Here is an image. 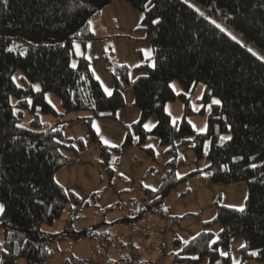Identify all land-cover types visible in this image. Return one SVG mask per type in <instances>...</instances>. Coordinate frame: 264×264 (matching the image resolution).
I'll return each mask as SVG.
<instances>
[{
    "label": "trees",
    "instance_id": "trees-1",
    "mask_svg": "<svg viewBox=\"0 0 264 264\" xmlns=\"http://www.w3.org/2000/svg\"><path fill=\"white\" fill-rule=\"evenodd\" d=\"M114 1L0 0V229L4 234L0 264H16L20 259L50 264L52 239L43 227L52 226L70 204L78 205L79 199L56 181V174L71 161L65 150L76 157L85 146L82 141L79 148L71 141L64 143L62 129L43 127L41 115L57 114L46 95H56L67 114L86 112L83 119L95 141L92 121L115 119L126 106L119 76L129 83L130 69L115 67V89L107 95L94 78L90 61L77 53L78 46L84 52L94 40L93 18ZM120 1L141 12L142 29L154 50L155 66L137 68L147 74L133 84L135 106L141 112L134 125L139 146L144 148L150 133L145 123L156 116L151 133L168 147L167 154H175L193 136L192 148L202 156L209 141L206 170L211 181L244 182L248 189L243 209L216 204L217 214L205 230L172 253L174 263L208 259L214 264L236 237L245 242L239 250L243 262L264 263V60L184 0ZM195 1L227 14L226 26L264 52V0ZM15 43L19 46L12 49ZM174 80L186 92L202 82L205 102L219 99L205 133L197 134L186 119L173 124L166 105L185 98L170 87ZM26 113L33 117L28 123L23 122ZM224 134L230 139L223 140ZM132 138L129 132L125 146L132 144ZM102 150L107 158V147ZM178 162L167 164L158 196L147 193L148 199L154 197L153 209L163 208L186 181L175 175ZM73 209L65 231L74 222ZM216 224L221 226L218 234L210 230ZM226 260L230 264V256Z\"/></svg>",
    "mask_w": 264,
    "mask_h": 264
},
{
    "label": "rangeland",
    "instance_id": "rangeland-1",
    "mask_svg": "<svg viewBox=\"0 0 264 264\" xmlns=\"http://www.w3.org/2000/svg\"><path fill=\"white\" fill-rule=\"evenodd\" d=\"M203 16L222 26L237 42L264 60V52L226 26L228 15L213 7H203L195 0H184ZM95 18V17H94ZM93 18V19H94ZM142 14L125 1L116 0L92 20L94 40L83 52L104 92L111 95L115 89V67L125 65L130 69L129 83L119 79L123 85L125 108L113 118H97L92 121L97 141L93 140L86 124L84 113H65L60 99L52 94L47 101L55 108L56 115H41L44 128L63 130V142L70 141L79 148L82 141L85 148L76 157L72 151L64 153L71 161L56 174V181L70 195L79 199L78 205L72 203L61 218L43 230L51 237L49 249L53 253L50 264H175L172 253L178 252L182 245L205 230V224L216 214V204L243 209L248 194L244 182L234 184L213 183L207 173L209 161L207 152L210 142L206 141L202 156H197L193 136L188 143L177 147L175 154H167V148L160 144L151 131L157 125V117L152 116L144 128L150 132L142 148L140 137L134 129L141 112L135 106L133 84L146 70H137L144 64L155 66L154 50L146 40L141 26ZM14 44L12 49H16ZM24 53L23 50L20 51ZM176 95H184L168 102L166 112L173 124L184 119L197 134L205 133L208 116L214 100L205 102L206 86L198 83L186 92L176 80L170 84ZM33 119L26 113L24 123ZM131 132L132 144L125 146L126 137ZM230 134H224L223 140ZM179 142V141H177ZM106 146L108 155L102 147ZM147 149H151L149 152ZM178 162L174 167L178 178L186 181L167 198L163 208L153 209V192L158 196L164 176L169 170L167 164ZM107 161V165L104 162ZM76 205V206H75ZM74 222L65 231L66 222L73 208ZM163 211V213H160ZM218 234L221 226L210 228ZM65 235L64 239L61 237ZM181 242V243H179ZM4 244V234L0 229V262ZM245 244L243 238H234L230 250H221V258L214 264H264L255 260L242 261L240 248ZM128 260L131 263H128ZM16 264H27L24 259ZM184 264H191L186 262ZM196 264H210L204 259Z\"/></svg>",
    "mask_w": 264,
    "mask_h": 264
},
{
    "label": "snow or ice",
    "instance_id": "snow-or-ice-1",
    "mask_svg": "<svg viewBox=\"0 0 264 264\" xmlns=\"http://www.w3.org/2000/svg\"><path fill=\"white\" fill-rule=\"evenodd\" d=\"M217 27H219V26L217 25ZM213 103L219 104L220 101L214 100ZM228 139H230V137H228ZM0 211H3V206L2 205H0ZM253 255H255V253H253Z\"/></svg>",
    "mask_w": 264,
    "mask_h": 264
},
{
    "label": "crops",
    "instance_id": "crops-1",
    "mask_svg": "<svg viewBox=\"0 0 264 264\" xmlns=\"http://www.w3.org/2000/svg\"><path fill=\"white\" fill-rule=\"evenodd\" d=\"M97 17H98V16H97ZM95 18H96V17H95ZM95 18H94V19H95ZM94 19H93V20H94ZM93 30H94V28H93Z\"/></svg>",
    "mask_w": 264,
    "mask_h": 264
}]
</instances>
